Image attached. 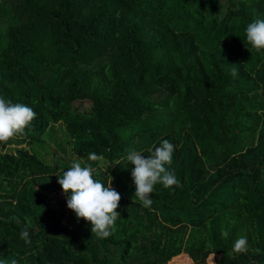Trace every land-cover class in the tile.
Masks as SVG:
<instances>
[{"label":"trees","instance_id":"16d2710c","mask_svg":"<svg viewBox=\"0 0 264 264\" xmlns=\"http://www.w3.org/2000/svg\"><path fill=\"white\" fill-rule=\"evenodd\" d=\"M255 18L264 0H0V96L36 113L12 138L49 135L67 154L62 122L73 154L121 196L112 234L98 238L57 183L72 163L0 154V260L264 264V49L244 44ZM163 139L182 187L158 181L144 206L124 157ZM241 235L249 250L236 254Z\"/></svg>","mask_w":264,"mask_h":264},{"label":"clouds","instance_id":"9594fccd","mask_svg":"<svg viewBox=\"0 0 264 264\" xmlns=\"http://www.w3.org/2000/svg\"><path fill=\"white\" fill-rule=\"evenodd\" d=\"M245 42L255 49H264V19L255 18L244 29ZM227 64V63H226ZM233 77L238 74L236 64H227ZM36 117L34 110L22 103H13L9 99L0 96V142L8 141L17 134H26L25 129ZM175 145L167 139H163L159 146L153 145L149 154L128 149L124 159L133 165L131 172L132 183L135 186L134 196L144 206H151L153 200L149 195L153 191V185L158 181L165 188L182 187L180 180L174 171L166 168L170 165L175 151ZM102 159L95 152L89 153L88 161ZM67 171L61 169L56 176L57 183L66 196L67 208L72 211L76 219H83L90 223L91 233L98 238H107L112 234L115 222L120 219L116 211L121 199L120 194L111 186L110 177L107 184L95 178L97 169L79 157L73 160ZM227 231L221 230V236L227 238ZM20 238L30 244L31 240L27 228L21 231ZM246 236H239L232 245V251L236 254L248 252ZM255 254L260 249H253ZM0 264H17L16 260H0ZM252 264H256L252 261Z\"/></svg>","mask_w":264,"mask_h":264},{"label":"rangeland","instance_id":"374dc122","mask_svg":"<svg viewBox=\"0 0 264 264\" xmlns=\"http://www.w3.org/2000/svg\"><path fill=\"white\" fill-rule=\"evenodd\" d=\"M55 129H57L56 138L64 139L65 145L67 146L68 152L67 154L62 153L55 145V142H52L49 135H45L43 137L42 144H34L33 146H29L28 144H17L15 139L10 138L8 141L0 142V154H15L18 149L32 150L34 149L38 155L44 159L49 164L56 163H64L71 164L73 160L77 158L75 154H73L71 150V141L67 134L66 128L62 122L55 125ZM100 165L106 169L110 170L114 166V162L110 163L106 160H100Z\"/></svg>","mask_w":264,"mask_h":264}]
</instances>
